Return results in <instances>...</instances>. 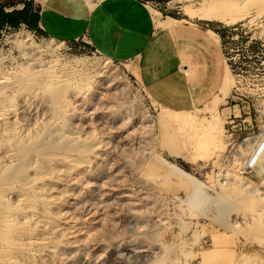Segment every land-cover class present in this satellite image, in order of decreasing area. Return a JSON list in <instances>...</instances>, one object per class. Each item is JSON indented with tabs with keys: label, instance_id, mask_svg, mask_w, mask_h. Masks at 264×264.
I'll list each match as a JSON object with an SVG mask.
<instances>
[{
	"label": "rangeland",
	"instance_id": "374dc122",
	"mask_svg": "<svg viewBox=\"0 0 264 264\" xmlns=\"http://www.w3.org/2000/svg\"><path fill=\"white\" fill-rule=\"evenodd\" d=\"M146 2L155 7L156 28L162 16L230 31L221 42L222 87L202 108L158 107L134 63L113 62L83 44L26 29L0 37V91L7 84L4 97L17 106L0 122V190L12 189L0 216L37 210L22 228L0 233V264H264V150L253 175L237 174L264 137V0ZM208 6L223 19L244 17L229 25L199 19ZM18 34L54 44L40 62L83 64L64 73L68 84L44 76L30 85L33 75L23 68L33 62L15 45ZM27 147L31 156L15 159Z\"/></svg>",
	"mask_w": 264,
	"mask_h": 264
},
{
	"label": "crops",
	"instance_id": "0c3cea01",
	"mask_svg": "<svg viewBox=\"0 0 264 264\" xmlns=\"http://www.w3.org/2000/svg\"><path fill=\"white\" fill-rule=\"evenodd\" d=\"M93 1L90 7L86 0H0V37L26 29L83 44L113 62L131 61L149 98L171 112L202 108L219 94L226 71L221 42L230 33L223 25L206 29L166 17L156 28L146 0Z\"/></svg>",
	"mask_w": 264,
	"mask_h": 264
},
{
	"label": "bare ground",
	"instance_id": "6f19581e",
	"mask_svg": "<svg viewBox=\"0 0 264 264\" xmlns=\"http://www.w3.org/2000/svg\"><path fill=\"white\" fill-rule=\"evenodd\" d=\"M187 1V0H186ZM204 1V0H203ZM216 1H220V0H216ZM212 4H214V3H212ZM223 5V4H222ZM191 6H192V4H191ZM210 6H211V3H210ZM210 6H208V8H206V7H200L199 8V12H198V16L200 17L199 19H204V20H209V21H211V20H217V19H219L220 21H222V23L223 24H226V25H229V24H231V23H233L234 21H237V20H240V19H242L244 16H241V17H238V18H236L235 16H238V14H236V15H234L233 17H230V18H227V19H223L222 17H219L218 16V14H217V12H215V10H214V7L212 6V7H210ZM223 6H225V5H223ZM260 6V4H258V7ZM186 8H188V7H186ZM229 10V9H228ZM190 11H191V13H193L192 11V9H190ZM189 11V12H190ZM189 12H188V14H189ZM196 12V11H195ZM195 12L193 13V14H195ZM221 14V13H220ZM260 14V13H259ZM228 15V14H227ZM188 16V15H187ZM222 16V15H221ZM246 16V15H245ZM193 17V16H192ZM14 43H15V45H17V47H18V49L20 50V51H25V54H24V58L25 57H29L28 59L31 61V62H33V63H29L28 65H26L25 64V68H23V69H27V71L28 70H30L31 71V73L32 74H30V75H33L32 76V78H27L26 79V77H25V80H27L26 82H28L30 85H35L36 83V81H37V79H39V78H41V77H46V80L50 83L51 81H59L60 79H65L64 81H66L65 83H69L70 82V74H68L67 76L69 77V78H67V76L65 77V76H63L64 75V73H66L68 70H70V69H73L74 67H78V66H80L81 64H83L82 62H81V60H73L74 62H71V64H68V62H67V64H59V61H56V59L54 60V61H47V62H40V60H41V57H43V56H45V55H47V53H49V52H53V51H55V46H54V44L52 43V42H50V41H44V42H42L41 44H38L36 41H34L33 40V38L30 36V35H28V34H18L17 36H16V38H15V41H14ZM26 58V59H27ZM53 60V59H52ZM28 62V61H27ZM85 65V64H84ZM81 67V66H80ZM79 67V68H80ZM102 69V68H101ZM22 71V70H21ZM23 71H26V70H23ZM29 72V71H28ZM75 72H77L76 70H75ZM82 72V71H81ZM103 72V71H102ZM69 73V72H68ZM79 73V72H78ZM17 74V73H16ZM19 75L21 74V73H18ZM72 74H73V72H72ZM82 75H83V73H81ZM4 75V74H3ZM25 75V74H24ZM86 75V74H85ZM18 76V75H17ZM21 76V75H20ZM20 76H18L19 78H20ZM74 76H75V74H74ZM76 76H77V73H76ZM87 76V75H86ZM2 77V76H1ZM5 77H7V76H5ZM4 77V78H5ZM23 77V76H22ZM44 77V78H45ZM78 77H80L79 75H78ZM77 77V78H78ZM3 78V79H4ZM109 78V77H108ZM23 79V78H22ZM79 79V78H78ZM87 79H88V77H87ZM45 80V79H44ZM8 81V80H7ZM11 81V80H10ZM23 81V80H22ZM42 81V80H41ZM81 81V80H80ZM44 82V81H43ZM61 82V81H60ZM85 82V81H84ZM101 82V81H100ZM1 83H3V81H2V79L0 78V84ZM5 83V82H4ZM10 83V82H9ZM25 83V82H24ZM53 83V82H52ZM104 83V82H103ZM21 84V83H20ZM28 84V85H29ZM10 85V84H9ZM13 85L15 86V83H13ZM53 85V84H52ZM82 85V84H81ZM3 86V85H2ZM4 86L6 87V86H8L7 84L5 85L4 84ZM4 86L3 87H1V91H0V122H4L6 119H8V117L11 115V114H13V111H16V110H14V109H16V107L15 106H10L9 105V100H8V98L7 97H4V89L5 90H7L6 88H4ZM11 86V85H10ZM25 86H27V84L25 85ZM36 86V85H35ZM49 86V85H48ZM54 87H55V85H53ZM58 86V85H57ZM16 87H18V86H16ZM34 87V86H33ZM46 87V86H45ZM44 87V88H45ZM21 88H23V87H21ZM59 88V87H58ZM10 89H12V88H10ZM16 89V88H15ZM29 89H30V87H29ZM32 89V88H31ZM37 89V88H36ZM43 89V88H42ZM53 89V88H52ZM23 90V89H22ZM21 90V91H22ZM28 90V89H27ZM26 90V91H27ZM56 90V89H55ZM11 91V90H10ZM9 91V92H10ZM13 91V90H12ZM17 91H19V90H17ZM29 91V90H28ZM8 92V91H7ZM35 92V91H34ZM54 92H56V91H54ZM11 93V92H10ZM15 93H17L16 91H14V94ZM22 93H23V91H22ZM30 94V93H29ZM9 95V94H8ZM10 95H13V93H11ZM52 95V94H51ZM11 97H13V96H11ZM55 97V96H54ZM53 97V98H54ZM56 100V99H55ZM54 101V100H53ZM58 101V100H57ZM60 101V100H59ZM13 107H15L14 109H13ZM15 114H16V112H15ZM14 116V115H13ZM16 119V118H15ZM13 120H14V118H13ZM8 122V121H7ZM11 123H12V120H11ZM9 124V123H8ZM14 124H15V122H14ZM16 124H17V122H16ZM16 124H15V126H16ZM4 125H7V124H4ZM3 125V126H4ZM1 126V125H0ZM19 127V126H18ZM18 127L15 129V130H13V131H18ZM2 129V128H1ZM5 129H6V127H5ZM23 129V128H22ZM7 130H8V128H7ZM51 130V129H50ZM4 131H6V130H4ZM9 131H11V130H9ZM8 131V132H9ZM46 132V131H45ZM52 132V131H51ZM54 132V131H53ZM5 133V132H4ZM48 134V133H47ZM39 135V134H38ZM2 136H4V135H2ZM45 136V135H44ZM62 136H63V134H62ZM11 137V136H10ZM10 137H8V138H10ZM13 137V136H12ZM43 137V136H42ZM1 138V137H0ZM7 139V138H6ZM39 139V138H38ZM9 140V139H8ZM7 141V140H6ZM10 141V140H9ZM12 142V141H11ZM34 142V140H32V141H30V143H33ZM260 144L262 143V142H264V137L262 138V139H260ZM1 143V142H0ZM14 143V142H13ZM3 144V143H2ZM8 145V144H7ZM13 145V144H12ZM38 145H40V144H38ZM5 146V145H4ZM4 146H2V148L4 147ZM31 146V145H30ZM18 147V146H17ZM19 147H20V145H19ZM37 147V146H36ZM4 148H6V146L4 147ZM10 149V148H9ZM14 149H18V148H14ZM21 148H19V150H20ZM7 150V149H6ZM9 152H11L10 150H8ZM21 151V150H20ZM32 151H34V149L32 148V147H27V148H25V149H23V151H21L20 153H17V156H18V158H15V159H17V160H21L22 158V154L23 155H26L27 156V154L29 155V157L31 156L30 154L32 153ZM15 153V154H16ZM25 153V154H24ZM1 154V153H0ZM15 154H14V156H15ZM11 156V155H10ZM12 157V156H11ZM28 157V156H27ZM43 157V156H42ZM26 158V157H25ZM44 158V157H43ZM7 159V158H6ZM29 159V158H28ZM28 159H26V160H28ZM9 160V159H8ZM56 160V159H55ZM13 161V160H12ZM24 161V160H23ZM11 162V161H10ZM18 162V161H17ZM16 163V162H15ZM22 163V162H21ZM2 164V163H1ZM11 164H13V163H11ZM20 165V164H19ZM10 166V165H9ZM12 166V165H11ZM14 166H15V164H14ZM28 166H30V165H28ZM3 168V167H2ZM11 168V167H10ZM15 168V167H14ZM5 169H6V167H5ZM9 169V168H8ZM12 169V168H11ZM35 169V168H34ZM3 170V169H2ZM1 171V170H0ZM5 171H7V169L5 170ZM16 171V170H15ZM15 171H14V174H15ZM4 172V171H3ZM2 172V173H3ZM2 173H0L1 174V176L3 175ZM9 174H12V173H10V172H8ZM24 173V172H23ZM45 174V173H44ZM39 175V174H38ZM43 175V174H42ZM23 176V175H22ZM21 176V177H22ZM10 177L9 175L7 176L6 175V173H5V175L3 176V178H4V180L6 181L8 178ZM14 177V176H13ZM16 177V176H15ZM10 179V178H9ZM22 179V178H21ZM33 179H35V178H33ZM38 179V178H37ZM24 180V179H23ZM19 181H21V180H19ZM33 181V180H32ZM1 182V181H0ZM10 182V181H9ZM34 182V181H33ZM31 183V182H30ZM29 183V184H30ZM1 184V183H0ZM32 184V183H31ZM30 184V185H31ZM36 184V183H35ZM15 185V184H14ZM1 186V185H0ZM32 186V185H31ZM30 186V187H31ZM5 187V186H4ZM7 187V186H6ZM29 187V189H32V188H30ZM8 189H5V190H3V189H1L0 190V201L1 202H6L5 201V196H6V193H7V191H9L10 189H11V186H9V187H7ZM13 188H14V186H13ZM17 188V187H16ZM16 188H14V189H16ZM34 188V187H33ZM12 190V189H11ZM20 190V189H19ZM25 190V189H24ZM23 191V190H22ZM26 192V191H25ZM12 193V192H11ZM13 194V193H12ZM18 194V193H17ZM15 194H13L12 196H14ZM22 195H24V194H22ZM28 195V194H27ZM26 195V196H27ZM34 195V194H33ZM9 197V196H8ZM32 197V196H31ZM7 198V197H6ZM30 198V197H29ZM32 198H34V200L36 199L35 198V195H34V197H32ZM38 198V197H37ZM17 200V199H16ZM26 201V198H24V197H22V196H20L19 197V200H17L16 202L18 203V204H20L21 205V203H24ZM32 201V200H31ZM15 202V203H16ZM37 202V201H36ZM35 202V203H36ZM187 203V202H186ZM189 203V202H188ZM13 204V203H12ZM28 205V204H27ZM15 206V205H14ZM33 207V206H32ZM35 207V206H34ZM38 207V206H37ZM12 208V207H11ZM36 208V207H35ZM35 208H33V209H35ZM22 209H24V208H22ZM38 209V208H37ZM25 210V209H24ZM13 212H14V210H12ZM23 211V210H22ZM35 211H37V210H35ZM35 211H33V210H31V209H29V211L26 213V217H24V215H23V213L22 212H20V211H18L17 213H12L10 210L7 212V213H5V215L4 216H0V233L1 234H3V232L5 233V230H6V233L7 234H9L8 232H9V230L11 231V230H13L14 229V226L17 228H22L23 227V224H24V222L27 220V218L28 219H35V217H36V215H35ZM258 212V211H257ZM260 212H261V210H260ZM44 213V212H43ZM42 213V214H43ZM2 214V213H1ZM259 214V213H258ZM44 215H46V214H44ZM260 215H261V213H260ZM43 216V215H42ZM41 216V217H42ZM43 218V217H42ZM260 218H261V216H260ZM47 220V219H46ZM28 221V220H27ZM49 221V220H48ZM31 222V221H30ZM30 222H29V224H30ZM34 222V221H33ZM36 222V221H35ZM50 222V221H49ZM52 222V221H51ZM3 223H4V225H3ZM28 223V222H27ZM43 223V222H42ZM32 224V223H31ZM46 224V223H45ZM48 225H50L51 226V224H48ZM39 226V225H38ZM44 226V225H43ZM36 227H37V225H36ZM42 227V226H41ZM6 228V229H5ZM29 228V227H28ZM34 228V227H33ZM44 228H46V226L44 227ZM56 228V227H55ZM36 229V228H35ZM32 231H34V230H32ZM38 231H39V229H38ZM5 233V234H6ZM37 236V235H36ZM46 236H48V235H46ZM34 238V237H33ZM42 238V237H41ZM45 238V237H44ZM47 238V237H46ZM37 239V238H36ZM35 239V240H36ZM34 240V239H33ZM39 240H40V238H39ZM15 241H16V239H15ZM37 241V240H36ZM47 241H48V239H47ZM22 242V241H21ZM45 242V241H44ZM16 243H17V241H16ZM27 243V242H26ZM38 243V242H37ZM42 243V242H41ZM35 244V243H34ZM3 245V244H2ZM26 245V244H25ZM24 245V246H25ZM40 245V244H39ZM27 246V245H26ZM6 248V247H5ZM4 248V249H5ZM20 249H21V247H20ZM27 249H29V248H27ZM3 250V249H2ZM26 250V249H25ZM13 251V250H12ZM16 251V250H15ZM23 253H25V252H23ZM18 254H20V253H18ZM8 255V254H7ZM23 255V254H22ZM25 255H27V254H25ZM24 256V255H23ZM8 257H10V256H8ZM8 257H7V259H8ZM3 259H4V257H3ZM12 259V258H11ZM14 259V258H13ZM17 259H18V257H17ZM15 260V259H14ZM17 261V260H16ZM34 261V260H33ZM2 262V261H1ZM32 262V261H31ZM34 263V262H33ZM32 263V264H33Z\"/></svg>",
	"mask_w": 264,
	"mask_h": 264
},
{
	"label": "built area",
	"instance_id": "2783aa9c",
	"mask_svg": "<svg viewBox=\"0 0 264 264\" xmlns=\"http://www.w3.org/2000/svg\"><path fill=\"white\" fill-rule=\"evenodd\" d=\"M24 1L27 3L33 2V3H37V4L42 2V0H24ZM150 7H152L153 9L155 8L152 5ZM233 30H237V27L233 28ZM262 150H264V142L261 143L260 147L256 151V154L251 159H248L245 162V164H243V166L238 167L237 174L239 176L245 177L248 175H253L255 173V171H256V158L259 156V154ZM229 158H231V155H229Z\"/></svg>",
	"mask_w": 264,
	"mask_h": 264
}]
</instances>
